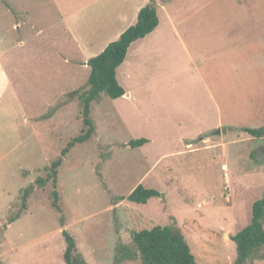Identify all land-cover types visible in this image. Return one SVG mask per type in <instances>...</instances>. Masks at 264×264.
I'll list each match as a JSON object with an SVG mask.
<instances>
[{"label":"rangeland","instance_id":"374dc122","mask_svg":"<svg viewBox=\"0 0 264 264\" xmlns=\"http://www.w3.org/2000/svg\"><path fill=\"white\" fill-rule=\"evenodd\" d=\"M137 1L0 0L1 264H65L63 230L88 264H111L134 231L169 224L198 264L234 263L230 236L264 195V138L243 131L264 124V0H246V12L239 0H218L216 12L199 0L178 36L160 11L159 29L133 42L116 70L126 95L93 101L95 134L62 157L83 127V63L117 38ZM178 1L185 10L195 2ZM141 137L148 142L128 146ZM60 157L62 210L50 183L22 208L23 188ZM138 184L161 196L121 199Z\"/></svg>","mask_w":264,"mask_h":264},{"label":"trees","instance_id":"16d2710c","mask_svg":"<svg viewBox=\"0 0 264 264\" xmlns=\"http://www.w3.org/2000/svg\"><path fill=\"white\" fill-rule=\"evenodd\" d=\"M150 0L140 8L136 21L128 26L117 39L109 42L98 54L87 60L90 73L86 88L79 93L80 112L83 127L80 133L69 140L62 149V157L77 144L90 141L95 134V124L92 120L91 103L102 94L111 99H117L125 94L124 88L118 82L117 68L124 62L130 45L138 39L150 34L159 24L157 14L158 2ZM243 131L254 138H264V124L254 128H243ZM148 142L145 137L131 139L128 146L131 148L143 146ZM62 157L44 166L45 176H38L34 182L22 190V208L26 207L27 199L38 188L51 184L52 206L61 211V199L58 191V173ZM161 194L154 188L138 184L127 197L128 201L136 204H146L153 197ZM19 217L11 216L9 222ZM63 225V219H62ZM65 250L63 254L65 264H88L83 254L77 248L71 234L63 230ZM230 239L236 245V259L233 264H246L256 258L264 259V195L255 200L251 206L250 222ZM137 264H198L185 236L177 225H155L149 229L134 231L130 243L120 242L114 253L111 264L136 262ZM1 264V263H0Z\"/></svg>","mask_w":264,"mask_h":264},{"label":"crops","instance_id":"0c3cea01","mask_svg":"<svg viewBox=\"0 0 264 264\" xmlns=\"http://www.w3.org/2000/svg\"><path fill=\"white\" fill-rule=\"evenodd\" d=\"M138 1L134 4L133 7L129 6V8H125L123 10V12L126 14V19L124 21H128V24L125 28H121V26H120L117 29V34H116L117 38L128 26H130L131 24H133L136 21V18H137V15H138L140 8L143 7L150 0H138ZM194 1L195 2L192 4V7L189 8L188 10H185V7H183L181 5V2L178 0H163L161 2H158L157 14L160 11H162L166 25L169 26V28L174 32L175 36L180 35V34H178L177 27H178V25H180V26L182 25L181 23L183 20H185V17H187L190 14H193L194 12L201 10L200 5H202L203 2L198 3L197 1H199V0H194ZM205 2H208L207 6H209L211 4V8H213L212 6L214 3L215 4V6H214L215 8H213L214 11L216 12L218 10V7L216 5L218 0H206ZM239 3L241 4V8L243 9V12H246V0H245V2H244V0H239ZM121 19H122V16H121ZM175 20H177L176 23L174 22ZM159 23H160V21H159ZM159 25L160 24H158V26L154 29V31H152L150 34L146 35L144 38H146V37L152 35L154 32H156L159 29ZM144 38H141V39H144ZM178 39H179L182 47L186 50L187 47H186V44L184 43V41L182 40V38L179 36ZM86 62H84L83 64H85ZM0 75H2L4 77L3 69L1 67H0ZM125 95H126V91H125L124 96ZM170 95H171V93L170 94L168 93L166 98L170 99V97H171ZM124 96H122V97H124ZM127 97H128V94H127ZM169 101L170 100H168V102H166L168 105H169ZM216 108H218L217 104H216Z\"/></svg>","mask_w":264,"mask_h":264},{"label":"built area","instance_id":"2783aa9c","mask_svg":"<svg viewBox=\"0 0 264 264\" xmlns=\"http://www.w3.org/2000/svg\"><path fill=\"white\" fill-rule=\"evenodd\" d=\"M221 169L226 170L227 166L226 165H221Z\"/></svg>","mask_w":264,"mask_h":264}]
</instances>
